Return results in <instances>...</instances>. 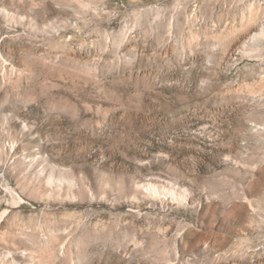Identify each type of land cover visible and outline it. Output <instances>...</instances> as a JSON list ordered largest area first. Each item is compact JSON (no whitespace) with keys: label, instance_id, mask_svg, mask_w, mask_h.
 Instances as JSON below:
<instances>
[{"label":"rangeland","instance_id":"rangeland-1","mask_svg":"<svg viewBox=\"0 0 264 264\" xmlns=\"http://www.w3.org/2000/svg\"><path fill=\"white\" fill-rule=\"evenodd\" d=\"M262 32L264 0H0V264H264Z\"/></svg>","mask_w":264,"mask_h":264},{"label":"bare ground","instance_id":"bare-ground-1","mask_svg":"<svg viewBox=\"0 0 264 264\" xmlns=\"http://www.w3.org/2000/svg\"><path fill=\"white\" fill-rule=\"evenodd\" d=\"M262 33H264V32H262ZM261 35H263V34H261ZM254 36H258V34H255Z\"/></svg>","mask_w":264,"mask_h":264}]
</instances>
